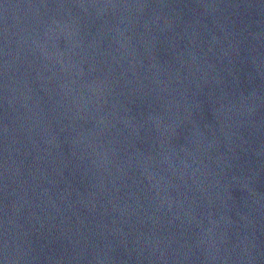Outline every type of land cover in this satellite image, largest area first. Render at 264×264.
<instances>
[{"label": "water", "instance_id": "water-1", "mask_svg": "<svg viewBox=\"0 0 264 264\" xmlns=\"http://www.w3.org/2000/svg\"><path fill=\"white\" fill-rule=\"evenodd\" d=\"M0 264H264V0H0Z\"/></svg>", "mask_w": 264, "mask_h": 264}]
</instances>
